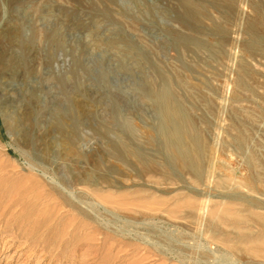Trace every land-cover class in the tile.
<instances>
[{
    "label": "rangeland",
    "instance_id": "rangeland-1",
    "mask_svg": "<svg viewBox=\"0 0 264 264\" xmlns=\"http://www.w3.org/2000/svg\"><path fill=\"white\" fill-rule=\"evenodd\" d=\"M261 14L0 0V264H264Z\"/></svg>",
    "mask_w": 264,
    "mask_h": 264
},
{
    "label": "bare ground",
    "instance_id": "bare-ground-1",
    "mask_svg": "<svg viewBox=\"0 0 264 264\" xmlns=\"http://www.w3.org/2000/svg\"><path fill=\"white\" fill-rule=\"evenodd\" d=\"M194 8H195V6H194ZM201 9V8H200ZM199 9V10H200ZM195 11V10H194ZM201 11V10H200ZM260 18H259V20H258V23H260V26H262V27H264V14H261L260 16H259ZM74 103V102H73ZM75 106H76V109H77V111L79 112V114H82V103L81 102H77L76 104H75ZM165 112L168 114V115H171V116H174V115H176V110H174V109H172L171 107H165ZM27 113H29V112H27ZM31 113V112H30ZM25 115V114H24ZM28 115V114H27ZM26 117V116H25ZM63 118H64V116H61V120H63ZM175 122V121H174ZM60 131H61V129H60ZM59 131V132H60ZM62 132H64V131H62ZM61 133V132H60ZM65 141V140H64ZM66 144H68V145H70V146H72V148H71V151L73 152V154L74 155H77V156H79V153H78V150L77 149H75L74 147H73V143L71 142V139L69 138V137H66ZM41 152V151H40ZM71 152V153H72ZM6 153H7V151H6ZM111 197V196H110ZM105 198V200H109V197H104ZM111 199V198H110ZM129 200V199H128ZM155 200H153V202H154ZM161 201V200H160ZM159 201V202H160ZM107 202V201H106ZM111 202V201H110ZM147 202H148V200H147ZM151 201H149V203H150ZM153 202L151 203V204H153ZM116 203L118 204L119 203V205H121L122 203H120V202H117L116 201ZM158 203V202H157ZM129 205L128 206H131V204L130 203H128ZM134 204V203H133ZM159 204V203H158ZM114 206V205H113ZM148 206V205H147ZM157 206H160V205H157ZM115 207V206H114ZM134 207V206H133ZM117 208V207H116ZM135 208L136 207H134V209L133 210H135ZM140 208V207H139ZM153 208H154V206H153ZM136 209H138V208H136ZM139 210V209H138ZM142 211H144V210H142ZM231 211V210H230ZM230 211H228V212H230ZM145 212V211H144ZM174 212V211H173ZM233 212V211H232ZM214 213V212H213ZM235 213V212H234ZM225 214L226 213H224V216H225ZM215 214H213L212 216H214ZM222 215V214H221ZM219 217L218 216V218H220V219H223L224 221H225V219H227V218H225V217ZM217 217V216H216ZM228 217V216H227ZM235 217V216H234ZM217 218V219H218ZM225 218V219H224ZM231 218V217H230ZM234 219H236V217L234 218ZM233 219V220H234ZM238 219H240V218H238ZM229 220H232V218L231 219H229ZM233 220H232V222H233ZM242 220V219H241ZM222 221V220H221ZM262 221V220H261ZM220 222V221H219ZM233 226V225H232ZM262 236H258L259 238H261V239H264V238H262V237H264V234H261ZM257 237V238H258ZM245 238V237H244ZM259 238H258V240L256 241V240H250V242L247 240V238H245L246 239V242H244V243H246V245L247 246H243V248H244V250L245 251H247L248 253H249V255H250V257L252 256V257H256L257 258V256H264V242H259ZM250 239V238H249ZM260 239V240H261ZM245 241V240H244ZM247 242H249V243H251V244H247ZM233 245V244H232ZM234 247V246H233ZM236 247V246H235ZM234 247V248H235ZM242 248V247H241ZM237 249H240L239 248V246L237 247ZM249 257V258H250ZM251 257V258H252ZM250 258V259H251ZM260 258H262V257H260ZM262 259H264V258H262Z\"/></svg>",
    "mask_w": 264,
    "mask_h": 264
}]
</instances>
